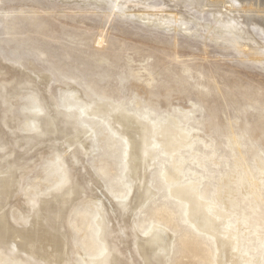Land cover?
<instances>
[{
    "label": "rangeland",
    "instance_id": "1",
    "mask_svg": "<svg viewBox=\"0 0 264 264\" xmlns=\"http://www.w3.org/2000/svg\"><path fill=\"white\" fill-rule=\"evenodd\" d=\"M131 1L0 0V264H264L263 3Z\"/></svg>",
    "mask_w": 264,
    "mask_h": 264
},
{
    "label": "bare ground",
    "instance_id": "2",
    "mask_svg": "<svg viewBox=\"0 0 264 264\" xmlns=\"http://www.w3.org/2000/svg\"><path fill=\"white\" fill-rule=\"evenodd\" d=\"M116 1H120V0H116ZM121 1H123V0H121ZM189 1H191V2H194L197 6H198V8L200 9V11L202 12V11H205V10H210L211 12H212V14H213V16H215L216 17V20H218L219 22H220V27H221V25L222 24H224L225 25V27H223V28H226V29H229V30H231L232 32H234L237 36H239V37H241V35H247L248 34V32L249 31H247L248 29H245L244 28V26H242V27H240L239 25L240 24H243L244 22L243 21H240V22H243V23H240V22H237V21H235L231 16H229V13H231V12H233L234 10L235 11H237V12H239L240 10L241 11H245V9L246 8H251V7H258V6H260V5H262V4H260V3H263V5H262V7L264 8V0H233L235 3H239V1H241L242 3H240V4H238V6H239V10L236 8V9H234L235 7V5L233 4L234 2L233 1H228V0H189ZM117 2V3H118ZM124 2H129L130 4L131 3H133V4H136V6H139V5H142V3L141 2H137V1H135V3H134V1H131V0H128V1H125L124 0ZM137 2V3H136ZM171 2H174V1H171ZM180 4L182 3V1L180 2V1H178ZM120 3V6H125V4L126 3H121V2H119ZM175 3V2H174ZM176 5V4H175ZM131 7H135V5L134 6H132V5H130ZM143 6V5H142ZM177 6H180V5H178V3H177ZM130 7V8H131ZM174 7V6H173ZM181 7V6H180ZM261 7V6H260ZM127 8H128V6H127ZM146 8V7H145ZM175 8V7H174ZM129 9V8H128ZM176 9V8H175ZM179 9V8H178ZM181 9V8H180ZM180 9L177 11V13H173L174 15H171V14H168L167 16L168 17H172L173 19H174V21H175V19H176V17H177V15L178 14H183V12L182 11H180ZM258 9V8H257ZM251 10V9H250ZM256 10V9H255ZM134 11V10H133ZM174 11V10H173ZM161 14V10H160V12H159V14H158V12L156 13V12H153V13H150L149 14V16H155V17H157L156 19H158V18H161V22H163V20L165 19V15L163 16V15H160ZM139 15V14H138ZM139 16H142V14L141 15H139ZM239 17H241V16H239ZM229 19V21L227 22V21H225V19ZM252 18V17H251ZM240 19V18H239ZM245 20V19H244ZM249 20V19H248ZM217 21V22H218ZM240 23V24H239ZM262 23V22H261ZM245 24V23H244ZM262 25V27L264 28V24H261ZM246 26H248L249 27V24H247ZM263 30V29H262ZM263 32H264V30H263ZM250 33V32H249ZM249 35V34H248ZM243 37V36H242ZM244 37H246V36H244ZM253 41V40H252ZM76 106V105H75ZM75 106H73V107H75ZM40 107V106H39ZM73 107H71V108H69L68 110H67V113L66 114H64V116L65 117H67V118H69V119H71V120H73L75 117H76V114L74 113V114H72V113H70V112H72L74 109H73ZM94 107H95V105H94ZM88 108H89V106H88ZM86 109V108H85ZM96 109V107L95 108H93V110H95ZM84 110V109H83ZM38 112H44L43 111V109H42V107H40V109H38ZM84 112V111H83ZM80 113H82V112H80ZM79 113V114H80ZM40 115V114H39ZM84 115V114H83ZM117 115H119V113H116V114H114V115H111V117H113V120H115V122L116 123H120L118 126H121V124H125V122L128 120L127 118H125L124 116H117ZM79 117V116H78ZM127 123V122H126ZM109 124V123H108ZM123 124V125H124ZM133 125H134V132L132 131V135H129V136H127V138L125 139V141H126V144H125V151H124V161L126 162V174H125V178H130L131 177V175L132 174H135V172H136V170H138V165L136 166V164L138 163V159H139V157L137 156L138 155V153H139V148H138V138H136V135H137V133H139L140 131L136 128V126H137V123H136V121L135 122H133ZM107 126V125H106ZM109 127H112L111 126V124H109ZM38 129V128H37ZM114 131V130H113ZM171 132H172V130L167 126V125H162L161 127H157V128H153L152 129V133H153V136H160V137H162L163 138V140L161 141V142H159L158 143V145L159 146H161L162 148H166L168 145H169V142L171 141V139H172V135H171ZM114 134L113 135H115L116 134V131L115 132H113ZM179 139H182V135L180 136V135H177L175 138H174V140L175 141H179ZM124 143V142H123ZM155 145V144H154ZM82 146V145H81ZM74 147V146H73ZM151 149H146L145 151H144V154H142L141 152H140V154H141V156H143V155H149L150 154V151ZM67 155H68V153H67ZM65 156V155H64ZM61 159V158H60ZM143 160V159H142ZM131 163H133V165H132V167H131ZM60 165H61V167L63 168L64 166H63V162L61 161L60 162ZM67 165V164H66ZM133 166H134V168H133ZM140 169V168H139ZM175 170L177 171V172H179L180 171V167L177 165L176 167H175ZM164 175V178L166 179V180H169V176L166 174V173H164L163 174ZM62 184H66V187H65V190H67V188H70L71 187V183H70V181H69V179H68V176L66 175V173L65 174H63V183ZM132 189V184H131V181H128L127 180V182H126V190L128 191V190H131ZM63 191V190H62ZM65 192V191H64ZM74 189H72L71 190V192H70V194H69V196H71V195H73L74 194ZM172 196H174V197H179L180 196V192L179 191H174V193H172ZM127 197V196H126ZM192 201H193V203L194 204H196V205H201V202L199 201V198L197 197V196H193V198H192ZM189 207V206H188ZM191 210H192V205L187 209V216L189 217V218H191L192 217V212H191ZM201 213H202V218H201V222H202V224H201V227H202V229L203 230H205L206 232L207 231H209V230H212V229H216L217 228V226L219 225V224H217V223H219V221L218 220H216L217 221V223H213L212 222V220H210V216H208L207 215V212H206V210L204 209V208H202V210H201ZM158 235L156 234V233H154L153 234V236H152V239H154V238H156ZM100 237L103 239V236H101L100 235ZM221 238V237H220ZM144 239V238H143ZM224 239L223 238H221V241L220 242H222V245L224 244ZM226 243L227 242H225V245H226ZM221 244V243H220ZM105 246V248H107V246H106V244L104 245ZM229 251H233V250H229ZM12 251H10V253H11ZM106 252H107V255H105V257H103V259H102V261L99 263V264H111L112 262L110 261L109 262V256L111 255L110 253H108L109 252V250H108V248L106 249ZM222 252V253H221ZM224 251L222 250H220V252H218V255L219 256H222L224 253H223ZM240 255V253L239 252H236L235 253V255H238V254ZM224 256V255H223ZM241 256V255H240ZM235 258H236V261L238 260V257L237 256H235ZM90 264H92V262L90 263Z\"/></svg>",
    "mask_w": 264,
    "mask_h": 264
}]
</instances>
